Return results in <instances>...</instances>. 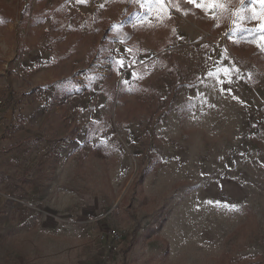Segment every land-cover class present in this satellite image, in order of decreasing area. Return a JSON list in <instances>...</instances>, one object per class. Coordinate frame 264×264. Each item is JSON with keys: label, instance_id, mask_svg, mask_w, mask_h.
<instances>
[{"label": "rangeland", "instance_id": "1", "mask_svg": "<svg viewBox=\"0 0 264 264\" xmlns=\"http://www.w3.org/2000/svg\"><path fill=\"white\" fill-rule=\"evenodd\" d=\"M262 3L0 0V217L40 197L28 264H264Z\"/></svg>", "mask_w": 264, "mask_h": 264}, {"label": "crops", "instance_id": "2", "mask_svg": "<svg viewBox=\"0 0 264 264\" xmlns=\"http://www.w3.org/2000/svg\"><path fill=\"white\" fill-rule=\"evenodd\" d=\"M24 199L20 214L0 217V264H28L32 244L40 249V209L31 206L32 201L40 205V197L27 193Z\"/></svg>", "mask_w": 264, "mask_h": 264}, {"label": "snow or ice", "instance_id": "3", "mask_svg": "<svg viewBox=\"0 0 264 264\" xmlns=\"http://www.w3.org/2000/svg\"><path fill=\"white\" fill-rule=\"evenodd\" d=\"M79 2L83 3L84 0H79ZM134 2H138V0H134ZM188 4L194 5L197 8L203 9V10H215L216 7H220V0H186ZM169 3V0H146V6L148 8V11H155L157 15L163 14V12L166 10L167 4ZM241 4H243V0H241ZM144 6V5H142ZM262 8H264V3H262ZM244 11H247L246 9H240L237 10L235 13L237 21L240 23H243V15L242 13ZM255 15V13H253ZM261 16L264 17V12L261 13ZM236 25H234L235 27ZM259 31L264 33V23H261ZM257 46L264 50V35L260 36L259 41L257 43ZM122 63V61L120 62ZM233 70L230 68H222L220 72L223 73V78L228 79L231 75V72ZM219 74V73H218Z\"/></svg>", "mask_w": 264, "mask_h": 264}, {"label": "trees", "instance_id": "4", "mask_svg": "<svg viewBox=\"0 0 264 264\" xmlns=\"http://www.w3.org/2000/svg\"><path fill=\"white\" fill-rule=\"evenodd\" d=\"M176 0H174V2H175ZM172 2H173V0H172ZM177 6H178V10L179 11H182V12H187L188 10H191V11H193V12H195L196 14V16L197 17H199L197 14H198V11H197V8H195L193 5H191V4H188L187 2H186V0H177ZM262 10V12H264V8H262L261 9ZM107 30V29H106ZM261 34H263L264 35V33H262L261 32ZM130 35L128 34V37H129ZM259 35L256 33V32H253V31H250V30H248V29H242V30H240L238 33H237V39L239 40V41H241L242 43H244V44H246V45H250V46H253V44H254V42L256 41V39H257V37H258ZM114 40H120V38L119 37H114L113 38ZM126 39V38H125ZM254 49H253V52L255 51V53H262V50L257 46H254L253 47Z\"/></svg>", "mask_w": 264, "mask_h": 264}]
</instances>
